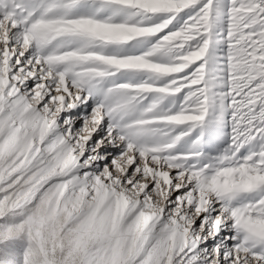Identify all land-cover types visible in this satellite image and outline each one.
<instances>
[{
    "label": "snow or ice",
    "instance_id": "6c2138e0",
    "mask_svg": "<svg viewBox=\"0 0 264 264\" xmlns=\"http://www.w3.org/2000/svg\"><path fill=\"white\" fill-rule=\"evenodd\" d=\"M0 264H264V0H0Z\"/></svg>",
    "mask_w": 264,
    "mask_h": 264
}]
</instances>
